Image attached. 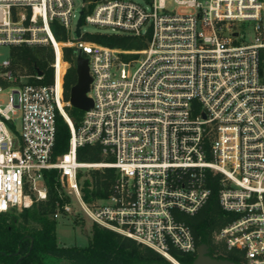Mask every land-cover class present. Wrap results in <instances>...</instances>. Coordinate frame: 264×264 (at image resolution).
Instances as JSON below:
<instances>
[{
  "label": "built area",
  "instance_id": "obj_1",
  "mask_svg": "<svg viewBox=\"0 0 264 264\" xmlns=\"http://www.w3.org/2000/svg\"><path fill=\"white\" fill-rule=\"evenodd\" d=\"M0 0V46H46L50 84L13 55L0 62V213L47 199L44 172L58 171L52 217L74 213L149 247L167 260L197 254L181 214L209 200L208 172L220 175L218 200L231 220L214 231L216 245L245 264H264V0ZM180 10V11H179ZM76 22L74 23V20ZM80 34L76 35L77 22ZM57 22L76 38L57 40ZM140 37L142 49L102 45L82 24ZM88 59L92 107L76 128L64 98L70 63L64 49ZM70 130L53 159L56 117ZM101 146L112 160L81 162L77 148ZM115 168L106 198L86 201L79 172ZM70 197L76 205L65 200Z\"/></svg>",
  "mask_w": 264,
  "mask_h": 264
},
{
  "label": "trees",
  "instance_id": "obj_2",
  "mask_svg": "<svg viewBox=\"0 0 264 264\" xmlns=\"http://www.w3.org/2000/svg\"><path fill=\"white\" fill-rule=\"evenodd\" d=\"M56 39L60 36V26L57 22L52 24ZM92 41L102 45L124 48L142 49L143 42H132L131 36L120 34H96ZM135 45H134V44ZM13 61L30 70L39 69L43 78L40 84H50L53 81V71L48 66L52 55L50 48L35 46L33 48L22 46L12 50ZM76 52L74 48L64 49V59L70 67L64 77V98L69 100L70 89L77 81L75 69ZM260 73L264 81V51L261 52ZM69 117L77 128L81 122L84 111L69 106L66 108ZM70 130L65 120L56 117V136L53 149V159L67 151ZM77 159L81 162H100L103 159L101 146L84 145L77 148ZM106 160H112L107 158ZM80 175V173H79ZM115 168L92 170L90 178L82 182L84 200L90 202L95 199L106 198L109 188L116 178ZM220 175L208 172L207 185L211 195L207 203L194 215L186 219L190 226L197 245L206 243L209 255L215 258L229 259L241 263L237 256L214 254L216 247L213 234L231 220V215L225 213L218 200ZM44 182L47 187V199L34 201L28 208L16 213L11 210L0 213V264H166L168 260L149 247L137 243L135 240L123 236L113 230L93 224L90 229V239L85 246H66L58 243L56 234V220L52 217L57 202L63 203L59 197L60 182L56 169L44 172ZM172 255L180 252L172 249ZM21 257V260L18 259ZM196 254H181L176 256L181 264H191Z\"/></svg>",
  "mask_w": 264,
  "mask_h": 264
},
{
  "label": "rangeland",
  "instance_id": "obj_3",
  "mask_svg": "<svg viewBox=\"0 0 264 264\" xmlns=\"http://www.w3.org/2000/svg\"><path fill=\"white\" fill-rule=\"evenodd\" d=\"M136 1H140V0H136ZM76 3L79 7L80 1L76 0ZM76 20L77 19L74 20V23L76 22ZM82 30L84 33V37L89 39V40H93L94 36L96 34H99V33L112 34L108 28L99 27L97 25L88 24V23L82 24ZM59 34H60V36H62L61 37L62 39H60V40H67V39L72 40V39L76 38L73 30H71L70 32H66V31L61 29ZM120 35H126V34H120ZM128 36H131V38L133 40L132 42L140 41V42L144 43V41L140 37H136V36H132V35H128ZM144 46H145V44H144ZM11 57H12V54H11L10 48L5 46V45H1L0 46V62L6 58H11ZM13 58H12V60H13ZM50 61H52V55H51L49 62ZM13 66L15 67L16 70H20V72H23L25 70L24 67H26V66L20 65L17 62H14V61H13ZM3 87H4L3 92L0 94V98H1V100H3V103H7L8 102V94L11 92L13 85H11V84L5 85L4 84ZM102 156H103V159H107V157H105L103 154H102ZM103 168L104 167H102V168H88V169L80 170L79 177L81 180V184L84 181V179L90 178V172L92 170H102ZM105 168H107V167H105ZM65 200L68 201L69 203L73 204V206H74V202H73V200H71L70 197L65 198ZM75 207H76V205L74 206V210H76ZM21 210L22 209H15L16 213L20 212ZM188 217H189V215L181 214V218L183 220H186ZM91 226H92V224L87 219L81 217L77 213H74L71 216H64V217L57 219L56 220V234H57V238H58V243L60 245H66V246H72V245L85 246V245H87L89 242V239H90ZM217 248H218L219 252L225 253V254H217V255L227 256V255L231 254L234 257L237 256L238 258H240V260L242 262L245 261L244 258H242V256H240L237 251H234L232 253H230V251H227L225 249L223 243H219L217 245ZM172 252L173 251H171V254H173ZM228 253H230V254H228ZM174 254L175 255L173 257L176 258V256L177 257L181 256V254H184V253L176 252Z\"/></svg>",
  "mask_w": 264,
  "mask_h": 264
},
{
  "label": "water",
  "instance_id": "obj_4",
  "mask_svg": "<svg viewBox=\"0 0 264 264\" xmlns=\"http://www.w3.org/2000/svg\"><path fill=\"white\" fill-rule=\"evenodd\" d=\"M81 25V19L77 22L76 35L80 34L79 26ZM75 69L77 74V81L70 89L69 103L72 107L87 111L92 105V99L88 96V91L91 83V76L89 73L88 59L77 51L75 58ZM38 74L41 71L37 69ZM21 260V257L18 261ZM139 264V263H136ZM166 264H175L171 260H168ZM191 264H245L237 263L229 259L215 258L209 255L208 245L201 243L197 247V254Z\"/></svg>",
  "mask_w": 264,
  "mask_h": 264
},
{
  "label": "bare ground",
  "instance_id": "obj_5",
  "mask_svg": "<svg viewBox=\"0 0 264 264\" xmlns=\"http://www.w3.org/2000/svg\"><path fill=\"white\" fill-rule=\"evenodd\" d=\"M172 262H174V261H172ZM175 264H177L176 262H174Z\"/></svg>",
  "mask_w": 264,
  "mask_h": 264
}]
</instances>
